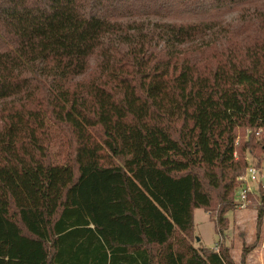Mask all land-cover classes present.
<instances>
[{
	"label": "trees",
	"instance_id": "trees-1",
	"mask_svg": "<svg viewBox=\"0 0 264 264\" xmlns=\"http://www.w3.org/2000/svg\"><path fill=\"white\" fill-rule=\"evenodd\" d=\"M256 135L264 0H0V264H235Z\"/></svg>",
	"mask_w": 264,
	"mask_h": 264
},
{
	"label": "rangeland",
	"instance_id": "rangeland-1",
	"mask_svg": "<svg viewBox=\"0 0 264 264\" xmlns=\"http://www.w3.org/2000/svg\"><path fill=\"white\" fill-rule=\"evenodd\" d=\"M238 135L243 141L248 140L250 137L249 132L243 133L241 131ZM255 140L259 146L252 154H247V161L249 165L260 163L258 166L264 167V141H262V137L260 138L258 135H256ZM242 176L235 179L236 187L233 193V208L230 211L232 212L229 218L230 220L226 218L228 212L226 216H224L226 218L225 223H223L221 228H218L217 222L219 221L217 220L219 208L211 212L201 209L196 210L194 220L195 230L190 239V242L196 248H214L211 250L215 251H218L221 246L228 248L233 260L235 257V264H249L248 259L250 254L256 250L264 237V217L261 221L262 224L259 235L257 229L258 212L261 207L264 208V193L262 191L256 192L258 186L253 185L255 194L250 196L249 206L246 210H239L234 206L241 185L239 178ZM222 228L224 229L223 233L218 232ZM198 239L200 241H198ZM226 240L229 246H226ZM234 252L235 254L233 257ZM244 254H246L245 259ZM255 255L256 257L251 261V264H258L261 262L257 253Z\"/></svg>",
	"mask_w": 264,
	"mask_h": 264
},
{
	"label": "built area",
	"instance_id": "built-area-1",
	"mask_svg": "<svg viewBox=\"0 0 264 264\" xmlns=\"http://www.w3.org/2000/svg\"><path fill=\"white\" fill-rule=\"evenodd\" d=\"M240 187L234 206L239 210H246L249 206L250 196L255 194L253 185H257V191L264 193V167L251 164L246 173L239 178ZM264 195V194H263Z\"/></svg>",
	"mask_w": 264,
	"mask_h": 264
},
{
	"label": "crops",
	"instance_id": "crops-1",
	"mask_svg": "<svg viewBox=\"0 0 264 264\" xmlns=\"http://www.w3.org/2000/svg\"><path fill=\"white\" fill-rule=\"evenodd\" d=\"M199 210V209H198ZM207 214V213H206ZM208 215V214H207ZM230 215H232V212H229L228 214H227V216H226V218H230ZM194 220H195V213H194ZM230 220V219H229ZM226 237V236H225ZM227 240H226V246H229V245H227ZM209 249H214V248H209ZM257 253V255L260 257V263L261 264H264V237L262 238V241H261V243H260V245L256 248V250L253 252V253H251L250 254V256H249V259H248V263L249 264H251V261L254 259V257H256V254ZM234 254H235V252L233 253V257H234ZM234 260H235V257H234ZM260 263H258V264H260Z\"/></svg>",
	"mask_w": 264,
	"mask_h": 264
},
{
	"label": "water",
	"instance_id": "water-1",
	"mask_svg": "<svg viewBox=\"0 0 264 264\" xmlns=\"http://www.w3.org/2000/svg\"><path fill=\"white\" fill-rule=\"evenodd\" d=\"M198 241H200V240L198 239Z\"/></svg>",
	"mask_w": 264,
	"mask_h": 264
}]
</instances>
